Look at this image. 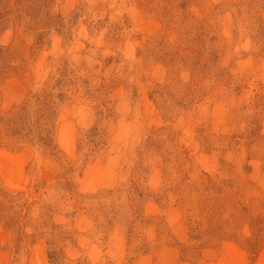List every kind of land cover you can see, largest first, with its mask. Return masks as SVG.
<instances>
[{"label":"rangeland","instance_id":"obj_1","mask_svg":"<svg viewBox=\"0 0 264 264\" xmlns=\"http://www.w3.org/2000/svg\"><path fill=\"white\" fill-rule=\"evenodd\" d=\"M0 264H264V0H0Z\"/></svg>","mask_w":264,"mask_h":264}]
</instances>
